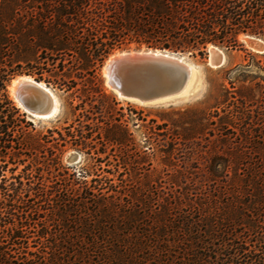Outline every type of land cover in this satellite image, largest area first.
Returning a JSON list of instances; mask_svg holds the SVG:
<instances>
[{
  "label": "trees",
  "instance_id": "1",
  "mask_svg": "<svg viewBox=\"0 0 264 264\" xmlns=\"http://www.w3.org/2000/svg\"><path fill=\"white\" fill-rule=\"evenodd\" d=\"M240 33L264 36V0H0V153L27 144L7 92L15 74L48 72L71 87L75 73L94 88L105 58L132 42L202 55L208 44L236 47ZM240 130L233 149L210 156L208 192L38 182L31 223L0 208V264H264V129ZM36 224L45 245L30 251L20 234Z\"/></svg>",
  "mask_w": 264,
  "mask_h": 264
},
{
  "label": "rangeland",
  "instance_id": "2",
  "mask_svg": "<svg viewBox=\"0 0 264 264\" xmlns=\"http://www.w3.org/2000/svg\"><path fill=\"white\" fill-rule=\"evenodd\" d=\"M252 38L259 39L263 47H251L247 40ZM238 41L234 48L215 45L225 54L220 67L209 64L213 44H208L202 55L164 49L195 64L197 73L187 91L151 104L119 97L107 85L103 71L107 58L117 52L160 49L145 44L132 42L113 50L97 70L98 87L92 88V82L75 73L71 74L75 83L67 79L71 87L59 85L44 72L40 81L59 100L58 113L47 119L24 111L11 90L12 81L18 77L36 79L38 74H15L7 83V92L24 114L23 126L28 133L19 138L27 144L0 153L4 166L0 175L1 210L23 213V220L31 223L24 211L38 182L81 188L98 184L93 178H109L126 187V192L141 197L144 193H172L178 185L181 192L189 194L213 189L207 172L210 156L233 149L242 140V125L251 123L256 130L264 129V36L240 33ZM23 228L21 241L27 250L36 251L45 245L43 238H38L41 226Z\"/></svg>",
  "mask_w": 264,
  "mask_h": 264
},
{
  "label": "water",
  "instance_id": "3",
  "mask_svg": "<svg viewBox=\"0 0 264 264\" xmlns=\"http://www.w3.org/2000/svg\"><path fill=\"white\" fill-rule=\"evenodd\" d=\"M250 45L255 49L263 47L255 38L250 40ZM165 51L164 49H152L151 51L147 49L135 51L134 55L125 53L114 58H110V55L103 65V71L106 67V71L111 74V89L116 94V90H121L126 98H138L145 101H169L174 98L179 94L177 90L187 80L191 70L180 55L169 54ZM224 62L225 54L222 50H214L212 54L210 53L209 64L211 66L220 67ZM35 87L41 93L47 94L39 84H35ZM18 96L25 106L33 110H48V106L38 107L35 98H29L20 90Z\"/></svg>",
  "mask_w": 264,
  "mask_h": 264
},
{
  "label": "bare ground",
  "instance_id": "4",
  "mask_svg": "<svg viewBox=\"0 0 264 264\" xmlns=\"http://www.w3.org/2000/svg\"><path fill=\"white\" fill-rule=\"evenodd\" d=\"M247 40V39H246ZM251 40V39H250ZM250 40H247L248 44H250ZM259 41V39H257ZM152 49H150L151 51ZM214 50H219L221 51L217 46H213V48L210 49L211 54L213 53ZM144 51V50H142ZM157 52H159V50H156ZM166 53L172 54L170 52L165 51ZM125 53H130V55H134L135 51H123V52H117L113 55L110 56V58H114L115 56H120L121 54H125ZM173 55H176L173 53ZM183 60H185L188 64V66L190 67V75L187 78L186 81H184V83L181 85V87L177 90L178 91V95L182 94V92H185L188 90V88L191 86L192 81L194 80L196 73H197V67L195 64L191 63L189 60H187L184 56H181ZM210 63H212V60H210ZM104 73L106 75V83L108 86H111L110 84V80H111V74H109L106 71V67H104ZM35 84H39L40 86H42L44 88V90H46L47 94H43L41 93L36 87ZM12 94L14 96V98L17 100L18 104L24 109V111H26L27 113H29L32 117L35 118H42V119H47L50 118L52 116H54L56 113H58L59 111V100L57 98V96L55 95V93L53 92V90L48 87L46 85V83L38 81L34 78H32L29 75H24V76H20L17 79H15L14 81H12ZM22 92L24 95H27L29 98L33 97L37 100L38 102V107H43V106H48V110L47 111H43L41 109H31L27 106H25L23 104V102L19 99L18 96V92ZM117 94L119 97L128 99V100H132L135 102H138L140 104H151L154 103L156 101H145V100H141L138 98H126L123 96V93L121 90H116ZM175 97V96H174Z\"/></svg>",
  "mask_w": 264,
  "mask_h": 264
}]
</instances>
